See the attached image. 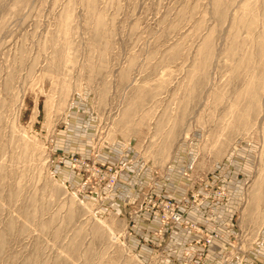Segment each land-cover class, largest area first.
Listing matches in <instances>:
<instances>
[{"label": "rangeland", "instance_id": "rangeland-1", "mask_svg": "<svg viewBox=\"0 0 264 264\" xmlns=\"http://www.w3.org/2000/svg\"><path fill=\"white\" fill-rule=\"evenodd\" d=\"M128 163L135 215L241 182L232 245L264 226V0H0V264H159Z\"/></svg>", "mask_w": 264, "mask_h": 264}, {"label": "crops", "instance_id": "crops-1", "mask_svg": "<svg viewBox=\"0 0 264 264\" xmlns=\"http://www.w3.org/2000/svg\"><path fill=\"white\" fill-rule=\"evenodd\" d=\"M79 154H84L86 148L78 146L73 149ZM102 157V156H100ZM102 159H105L102 157ZM106 160V159H105ZM150 172L145 169H139L136 165L127 164L124 172L121 174L120 181L114 187V191L110 198V206L116 213L124 212L129 214V222H135L133 235L130 237V243L133 251L136 250L142 254L144 260H157L159 264H194L198 262L197 253L202 254L200 264H264V226L253 235L254 237L244 239L238 246L232 245V239L241 232L243 221L240 219V209L243 199L241 197L242 183L237 182L236 185L229 188V197L224 202L213 205L205 203L202 207L194 209L187 215L188 218L197 222L202 226H210L217 223L220 239L216 240L208 248H200L192 245L197 239V235H192L179 226L167 228L163 231L161 237L155 233L161 227V223L156 214L150 212L149 207L140 210L138 214H134L136 207H143L140 198L141 191L151 189L152 185L158 186L150 177ZM187 185L184 182V186ZM208 184L187 185V188L202 193L204 187ZM163 186L169 188V183H163ZM163 189V188H162ZM170 189V188H169ZM168 189V191H169ZM153 190V194L160 195L158 191ZM182 190V189H181ZM180 198V197H176ZM213 210V213L211 212ZM212 213V214H211ZM244 232V231H243ZM189 252V255H186ZM228 260L225 261V257Z\"/></svg>", "mask_w": 264, "mask_h": 264}, {"label": "built area", "instance_id": "built-area-1", "mask_svg": "<svg viewBox=\"0 0 264 264\" xmlns=\"http://www.w3.org/2000/svg\"><path fill=\"white\" fill-rule=\"evenodd\" d=\"M225 200L226 193L224 191L217 190L216 192H212L211 190H207L204 191L201 198H198V194H192L191 198L184 197L181 199H173L167 196H160L158 198L151 197L147 201V206L150 212L157 215L161 223V227L157 231L160 235L167 228L179 226L190 234L198 236L192 245L200 248H208L221 237L217 223H212L208 227L202 226L188 218L187 215L194 209L202 207L205 203H209L215 208L217 204ZM211 212L213 213V210ZM186 255H189V252ZM196 257L198 262H194V264H200L202 254L197 253Z\"/></svg>", "mask_w": 264, "mask_h": 264}]
</instances>
